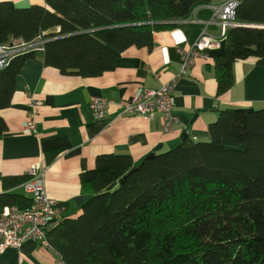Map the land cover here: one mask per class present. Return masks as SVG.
Wrapping results in <instances>:
<instances>
[{
    "label": "trees",
    "instance_id": "trees-1",
    "mask_svg": "<svg viewBox=\"0 0 264 264\" xmlns=\"http://www.w3.org/2000/svg\"><path fill=\"white\" fill-rule=\"evenodd\" d=\"M212 1L47 0L26 7L1 1L0 45L43 34L46 66L99 76L123 50L150 42L154 31L189 25L184 21L194 10L208 19ZM235 21L241 25L226 29L225 45L213 57L217 95L234 84L235 61L264 57V0H241ZM35 56L17 55L0 69V110ZM5 130L0 116V136ZM207 132L206 140L187 137L137 164L128 153L97 155L79 175L91 188L80 213L62 215L46 233L57 255L66 264H264V107L219 110ZM28 178L5 177L3 188ZM29 202L24 193L6 192L0 211Z\"/></svg>",
    "mask_w": 264,
    "mask_h": 264
},
{
    "label": "crops",
    "instance_id": "crops-1",
    "mask_svg": "<svg viewBox=\"0 0 264 264\" xmlns=\"http://www.w3.org/2000/svg\"><path fill=\"white\" fill-rule=\"evenodd\" d=\"M11 1L19 7L47 5V0ZM227 0H213L210 5ZM193 19L186 27L156 30L146 45L123 50L112 70L99 76L82 77L62 74L46 66L39 52L26 60L15 79L9 106L0 110L6 130L0 136V195L24 193L22 184L3 188V178L27 174L33 164L44 167L46 194L64 206L63 216L76 217L81 205L91 195V188L80 183L81 172L92 169L99 154L128 153L139 163L150 153H161L186 138L206 140L207 126L217 113L214 109L264 107V57L260 62L250 57L233 64L234 84L221 95L212 70L214 55L197 59L185 75L175 79L172 110L177 122L171 131H162V115L152 118L133 114H117L111 104L103 118H94L88 103L101 96L112 102L128 101L136 89H160L173 81L181 69L178 46L194 41L202 25ZM206 20V19H198ZM245 26H263L246 25ZM209 30L219 36L220 29ZM32 100H39L35 116L36 132L24 133L23 123ZM185 138V139H186ZM51 228V227H50ZM27 242L20 250L7 248L0 254V264H56L50 250Z\"/></svg>",
    "mask_w": 264,
    "mask_h": 264
},
{
    "label": "built area",
    "instance_id": "built-area-1",
    "mask_svg": "<svg viewBox=\"0 0 264 264\" xmlns=\"http://www.w3.org/2000/svg\"><path fill=\"white\" fill-rule=\"evenodd\" d=\"M241 0H227L222 4L207 5L212 13L206 20L198 22L202 25L194 41L185 46H178L177 51L181 58V69L173 81L164 84L160 89L137 88L128 101L112 102L101 96H93L88 106L94 118H103L111 104L117 106V114H133L152 118L154 113L162 115V131L168 133L177 122L172 110L175 105L173 87L175 79L185 75L187 70L194 65L197 59L208 60L209 51H217L221 48V42L225 40L226 29L237 26L235 10ZM193 17L185 20L190 23ZM210 25H216L220 29L219 36L209 30ZM46 39L43 34L31 41L11 39L0 45V69L8 65L10 60L20 54L43 51ZM39 100H32L30 110L23 123L24 133H35V116L40 106ZM28 180L22 183L24 194L30 202L24 208L17 206H4L0 211V254L7 248L20 250L27 242H36L38 245L50 250L55 255L56 264H66L49 244L46 233L50 227L57 224L64 212V206L59 201L46 194L44 184V167L33 164L28 171Z\"/></svg>",
    "mask_w": 264,
    "mask_h": 264
},
{
    "label": "water",
    "instance_id": "water-1",
    "mask_svg": "<svg viewBox=\"0 0 264 264\" xmlns=\"http://www.w3.org/2000/svg\"><path fill=\"white\" fill-rule=\"evenodd\" d=\"M169 22H173V21H165V22H163V23H169ZM238 25H241V24H238ZM248 109V108H247ZM214 111L218 114L219 112H218V110L217 109H214ZM183 138L181 137V142H183L184 140H185V138H186V134H185V132H183ZM154 154L153 153H150V154H148L147 156H146V158H151L152 156H153Z\"/></svg>",
    "mask_w": 264,
    "mask_h": 264
}]
</instances>
